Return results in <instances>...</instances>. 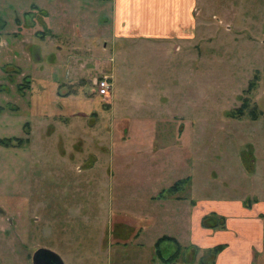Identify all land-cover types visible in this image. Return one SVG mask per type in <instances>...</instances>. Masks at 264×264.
I'll list each match as a JSON object with an SVG mask.
<instances>
[{"label": "rangeland", "instance_id": "obj_1", "mask_svg": "<svg viewBox=\"0 0 264 264\" xmlns=\"http://www.w3.org/2000/svg\"><path fill=\"white\" fill-rule=\"evenodd\" d=\"M93 2L105 4L0 0V138L23 139L0 145V264H34L40 247L68 264H167L153 243L183 236L165 218L182 204L174 196H225L243 154L264 162V0H249V13L238 0L233 13L252 38L210 5L179 56L141 43L127 63L102 28L110 6L98 28ZM103 73L113 79L107 97ZM242 181L246 196L260 183L250 173ZM185 248L169 264L213 263Z\"/></svg>", "mask_w": 264, "mask_h": 264}, {"label": "crops", "instance_id": "obj_2", "mask_svg": "<svg viewBox=\"0 0 264 264\" xmlns=\"http://www.w3.org/2000/svg\"><path fill=\"white\" fill-rule=\"evenodd\" d=\"M237 2L238 0H104L105 4L100 5L94 2L91 4L96 12L94 20L97 21L98 28L101 26L100 22L104 20V16L101 18L99 15V10L102 8L106 11L107 3V6H110L108 8L110 15L106 19L107 24L104 23L105 26L102 28L106 27V34L114 39L113 44L121 50L120 59L123 63H127V53L136 44L141 43L154 45L161 52L172 51V54L176 53L179 56L185 49V44L189 45L195 41L198 24L205 18L202 17L203 8L210 5L214 7L211 11L221 13V18L213 14L215 18L227 21V26L235 29L238 36L252 38V34L243 30L244 23L236 20V16L233 15L238 9ZM226 4H229L228 7ZM240 4H244L243 12L251 11L248 9L249 0H240ZM0 32L3 33V30ZM260 33L264 35L263 31ZM243 155L240 158L241 167L237 171L239 177L222 186L225 196H211V198L198 200L190 195L187 198L174 196L175 200L182 202L176 210L181 208L185 213L179 217L176 210L172 208L174 218L170 217L168 211H165V218L180 223L183 236L181 238L177 234L163 232L156 238V241L163 235L174 237L182 246H186L185 253H182L185 256L190 250H203L208 255V250L223 245L224 248L213 260L214 264H264V162L262 161L259 165L257 158L252 154L251 165H248ZM248 173L252 174V177H257L260 183L254 187L255 191L252 195L246 196L248 190L244 186L242 177H247ZM161 199L164 200V197ZM160 211L159 214L163 216L164 213ZM211 214L223 217L225 227L214 228L203 225L204 217ZM143 216L139 215L140 218ZM144 231L145 228L141 234H144ZM128 235H125L128 239L120 240L125 242H123L124 246L119 247L129 245L126 242L130 240L131 235L130 237ZM156 241L153 243L154 248ZM138 243L135 245L145 248L144 251H146L147 245L142 242ZM168 244H172L173 247ZM165 246L172 250L164 255ZM46 248L57 252L64 263L68 264L64 253L55 248ZM177 248L175 242L167 241L161 244L164 257L173 254ZM26 256L30 260L32 253L27 252ZM79 263L83 262L79 261Z\"/></svg>", "mask_w": 264, "mask_h": 264}, {"label": "trees", "instance_id": "obj_3", "mask_svg": "<svg viewBox=\"0 0 264 264\" xmlns=\"http://www.w3.org/2000/svg\"><path fill=\"white\" fill-rule=\"evenodd\" d=\"M27 14V13H26ZM27 82H30L29 80H27ZM23 85L19 86V89L21 91L24 90V85L26 83H22ZM27 86V84H26ZM242 112V111H240ZM16 142V143H15ZM23 139L21 137H7V138H0V145L5 146V147H10V146H15L16 144H22ZM182 180H179L177 182H175L169 189L170 191H177L179 189V186L181 185ZM203 225L208 226V227H225V220L223 217L217 216L215 214H211V215H207L204 217L203 219ZM175 242L177 245V250L171 254L168 257H164L162 254V250H161V244L164 242ZM223 245H219L216 246L213 249L208 250V254L211 253L214 257L223 249ZM155 250H156V254L159 258L162 259V261L164 263H172L174 262L180 255V252L182 250V245L172 236L169 235H163L161 237H159L155 243ZM206 264V263H205ZM211 264H214L211 263Z\"/></svg>", "mask_w": 264, "mask_h": 264}, {"label": "water", "instance_id": "obj_4", "mask_svg": "<svg viewBox=\"0 0 264 264\" xmlns=\"http://www.w3.org/2000/svg\"><path fill=\"white\" fill-rule=\"evenodd\" d=\"M34 264H65L62 257L55 251L46 248H38L33 255Z\"/></svg>", "mask_w": 264, "mask_h": 264}, {"label": "built area", "instance_id": "obj_5", "mask_svg": "<svg viewBox=\"0 0 264 264\" xmlns=\"http://www.w3.org/2000/svg\"><path fill=\"white\" fill-rule=\"evenodd\" d=\"M112 75L108 73H103L96 81L98 88V95L107 97L110 95L112 89Z\"/></svg>", "mask_w": 264, "mask_h": 264}]
</instances>
